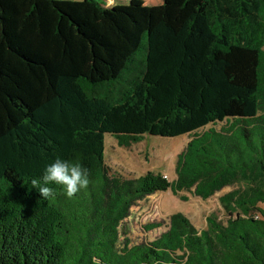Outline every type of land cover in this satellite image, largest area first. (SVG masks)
Masks as SVG:
<instances>
[{"label":"trees","instance_id":"16d2710c","mask_svg":"<svg viewBox=\"0 0 264 264\" xmlns=\"http://www.w3.org/2000/svg\"><path fill=\"white\" fill-rule=\"evenodd\" d=\"M106 133L191 139L173 182H109ZM58 157L91 168L90 183L71 199L50 184L46 200L31 181ZM227 186L225 222L175 214L151 241L126 237L136 201ZM259 204L264 0H0V264H264Z\"/></svg>","mask_w":264,"mask_h":264},{"label":"rangeland","instance_id":"374dc122","mask_svg":"<svg viewBox=\"0 0 264 264\" xmlns=\"http://www.w3.org/2000/svg\"><path fill=\"white\" fill-rule=\"evenodd\" d=\"M104 1L106 5L117 3L158 5L164 3L180 6L184 0ZM190 139L188 133L174 137L146 133L138 141L123 144L120 143V138L117 135L106 133L104 163L108 170L109 182L113 178L137 179L148 172L166 174L167 179L173 182L177 178L178 156L186 148ZM96 166L99 167L98 164ZM88 169L91 168L88 167ZM233 188V186H227L207 199L195 195L194 188L184 189L178 193H174L170 188L138 200L131 207V213L125 220L126 237L137 244L151 241L170 226L171 217L175 214H183L199 230L209 226L207 221L209 216L225 222L230 217L229 211L233 212L234 210L225 206L220 201V197ZM259 206L264 208V204H259ZM150 223H162V226L148 231L145 226Z\"/></svg>","mask_w":264,"mask_h":264},{"label":"clouds","instance_id":"9594fccd","mask_svg":"<svg viewBox=\"0 0 264 264\" xmlns=\"http://www.w3.org/2000/svg\"><path fill=\"white\" fill-rule=\"evenodd\" d=\"M90 183L89 172L79 162L56 158L54 162L46 166L41 179H32L31 184L43 199L55 197V189L50 184L61 185L65 195L71 199L82 189H86Z\"/></svg>","mask_w":264,"mask_h":264},{"label":"built area","instance_id":"2783aa9c","mask_svg":"<svg viewBox=\"0 0 264 264\" xmlns=\"http://www.w3.org/2000/svg\"><path fill=\"white\" fill-rule=\"evenodd\" d=\"M164 177L167 178V175L165 174Z\"/></svg>","mask_w":264,"mask_h":264}]
</instances>
